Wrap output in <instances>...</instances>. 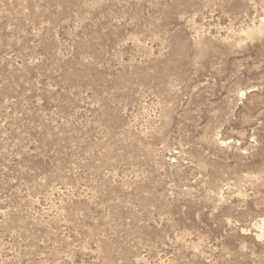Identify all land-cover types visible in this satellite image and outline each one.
Returning <instances> with one entry per match:
<instances>
[{
    "label": "rangeland",
    "instance_id": "374dc122",
    "mask_svg": "<svg viewBox=\"0 0 264 264\" xmlns=\"http://www.w3.org/2000/svg\"><path fill=\"white\" fill-rule=\"evenodd\" d=\"M261 19L0 0V264H264Z\"/></svg>",
    "mask_w": 264,
    "mask_h": 264
},
{
    "label": "bare ground",
    "instance_id": "6f19581e",
    "mask_svg": "<svg viewBox=\"0 0 264 264\" xmlns=\"http://www.w3.org/2000/svg\"><path fill=\"white\" fill-rule=\"evenodd\" d=\"M261 29H263L264 30V19H261L260 20V24H259V26H253L252 28H249V26L245 29V30H241L240 32V34L243 36H246V37H248V36H251V35H254V34H256V33H258ZM262 34V33H261ZM252 37V36H251ZM245 40V39H244ZM246 95V93L244 92V91H242V92H240V96L241 97H243V96H245ZM241 99V98H240ZM219 138V137H218ZM221 139V138H220ZM231 141V140H230ZM234 141V140H233ZM221 143H223V142H221ZM226 144V143H225ZM264 218V217H263ZM263 218H259V221L256 223V224H254V227L258 230V237L259 238H263L264 239V219ZM258 238V239H259Z\"/></svg>",
    "mask_w": 264,
    "mask_h": 264
}]
</instances>
